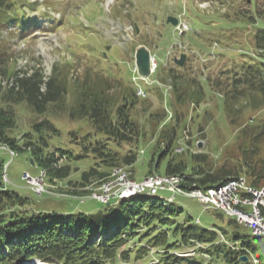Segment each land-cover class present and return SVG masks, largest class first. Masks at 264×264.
Segmentation results:
<instances>
[{
  "label": "rangeland",
  "instance_id": "1",
  "mask_svg": "<svg viewBox=\"0 0 264 264\" xmlns=\"http://www.w3.org/2000/svg\"><path fill=\"white\" fill-rule=\"evenodd\" d=\"M29 1H36L37 5L36 7L27 5L29 8L25 5L28 8V15H40L43 7L47 5H51V8L48 15L41 13L36 22L29 25L31 31L25 36L18 33L21 29L17 27H14L16 31L0 29L2 45L0 46V86L2 89L10 85L15 71L31 72L38 67L46 78L52 66L56 64L60 70L63 68L67 73L68 91L65 102L69 107L77 100L83 80L88 79L86 71H89V77L92 79L95 77L94 72L99 69L98 66L103 64V71L111 72L109 73L110 85L113 86L111 90H116V81H120L121 87L129 89L132 85L135 87L131 73L135 48L145 45L155 54L158 67L149 76V79L154 80L155 83L139 81L145 93L136 96L134 107L130 112L138 131L136 140L131 144L123 143L120 148L122 152L132 149L136 153L137 158L129 167L133 178L140 179L149 172L148 162L152 155L153 162H159L158 167L153 168L158 173L164 172L167 157L159 160L157 154L166 147L167 142L164 136H170L172 130L175 133L173 139L175 148L179 144L184 146L179 151L173 149L172 156L188 160V154L202 152L206 154L209 164L218 167L224 163L232 164L239 158L238 145L240 141L244 142L239 136V131L243 126L253 123L250 126L254 131L258 124H264V99H257L254 103L261 104L252 106L251 104L254 103L249 102L247 97L240 98L235 106L242 105L241 111L235 123H232L225 112L223 92L212 88L207 81L203 80L204 76L214 77L220 66L221 69L229 67L228 61L238 58L239 53L253 55L258 60L264 61V50L258 49L255 37L259 31L260 34L264 32V0ZM59 14L61 18L58 21ZM167 15H175L179 21L188 22L189 30L190 27L192 29L187 31V28V32L177 35L173 32V25L166 22ZM53 20L58 21V25H54L58 26L56 29L49 28ZM134 24L137 26V31L134 30ZM205 35L210 40H221L223 43L228 41L229 46L233 47L225 49L221 58L208 63V69L204 73L198 69V61L193 55L191 60L189 55V62L185 59L182 66L171 61L172 52L173 55L178 56L180 52L187 53L190 47L207 52L209 40L204 38ZM176 43H182L188 49L175 48L173 45L175 50L172 48L171 54L168 55L167 51L172 44ZM234 46L241 50L237 51ZM103 51H105L103 53L105 63L101 58ZM96 58L99 60L98 66L94 62ZM220 76L222 79L225 78V74ZM174 84L178 85L179 89L176 90ZM197 84L203 97L198 103H193L190 98L193 96L192 89ZM181 88V94L185 93L184 101L182 96L177 98ZM256 97L258 98L257 95ZM2 105L7 106L4 103ZM8 106L14 111L16 118V126L11 131V135L17 138L19 143H21L22 134L31 131L32 124L43 118L51 120L59 129V135L49 137L51 144L49 143L48 150H55L53 146L65 150V155L69 159L63 157L59 164H69L71 171L67 178H62L63 181L47 182L49 186L57 190L67 188L72 195L80 194L78 195L80 197L88 195L81 193L85 190H80L81 187L63 184L68 180H78L81 172L93 164L91 155L75 158V155L81 151L80 146L73 142V138L78 140L79 136L93 133L91 123L84 118L72 119L66 111L53 112L52 110L37 114L25 103H11ZM246 142H248L247 139ZM260 142V154L264 155V140ZM199 143H202L201 148H197ZM241 146L245 145L241 144ZM141 149L143 152L140 151ZM67 150H70L71 154ZM8 151H11L10 147L0 145V160L4 166L7 164L9 185L23 194L36 198L38 206L47 210L56 209L64 212L77 206L82 210L102 206L100 202L85 197L79 201L74 197L38 196L32 193L21 178V174L27 170L34 175L38 168H34L27 162V152H18L11 157ZM117 172L120 173L117 174ZM114 173L115 175L111 177L113 179L110 178L112 184L110 191H121L122 183L126 182L123 178L121 179L124 172L120 170ZM98 183V180L91 182L94 188ZM116 184L119 185V189ZM32 187L37 191V184H32ZM43 191H45L44 187ZM158 193L163 196L171 195L166 190H159ZM174 202L176 206L182 208L180 215L182 218L190 215L192 220L199 219L195 227L222 225V230L231 231L232 226L227 223L229 217L221 211L205 208L197 199L182 195H175ZM237 228L244 233H250V229L246 226ZM222 230L219 231L222 232ZM248 240L254 246L253 256L260 255V259H264V239L249 234ZM195 245H191L186 254L198 253L197 248L200 246ZM115 264H128V262ZM145 264H152V262L148 261ZM252 264H258V262L252 259Z\"/></svg>",
  "mask_w": 264,
  "mask_h": 264
},
{
  "label": "trees",
  "instance_id": "2",
  "mask_svg": "<svg viewBox=\"0 0 264 264\" xmlns=\"http://www.w3.org/2000/svg\"><path fill=\"white\" fill-rule=\"evenodd\" d=\"M25 5L36 7L37 2L0 0V29H14L15 26L21 29L22 35L26 34L23 27L31 25L37 18L27 15ZM262 34L259 31L255 37L257 46L264 50ZM94 73L95 77L91 79L86 71L88 79L83 80L77 100L68 107L65 102L67 73L63 68L60 70L53 65L46 78L38 67L31 72L15 71L10 85L5 89L0 86V144L8 145L17 153L27 152L28 162L32 159V165L44 168L50 181L69 175V164H59L62 156L69 159L65 150L55 146V150H48L49 137L60 134L51 120L43 118L34 122L32 130L22 134L21 143L11 135L16 118L8 105L25 103L37 114L66 111L72 119L84 118L91 123L92 134L79 136L78 140L73 138L81 151L75 158L89 155L93 158V164L81 172L78 180H68L75 187L82 188L101 179L113 166L132 165L136 153L132 149L122 152L120 148L123 143L135 142L138 134L130 113L136 94L132 88L121 87L119 83H116V90H111L113 86L107 77ZM174 86L179 89L178 85ZM210 86L223 92L226 115L235 123L242 107L235 106L240 98L247 97L252 103L264 99V61L243 64L224 79L216 78ZM198 87L194 85L190 98L195 102L203 97ZM181 92L182 88L176 97L182 96L184 101L185 93ZM250 125L253 123L239 131L244 142L240 141L239 158L232 164L213 167L202 152L188 154V160L172 156L174 130L170 136H164L166 147L158 152L157 158L167 157L164 173L185 175L186 183L194 182L200 188L239 174H244L250 184L259 187L264 182V155L260 154L259 146L264 140V124H258L254 131ZM67 152L71 154L70 150ZM158 163L153 162L152 155L149 171L157 168ZM2 166L0 160V264H16L31 257L60 264H105L129 259L135 262L150 260L151 251L158 264H252L254 246L248 240L249 234L240 231L233 218L227 222L233 224L231 231L223 230L229 241L225 242L218 238L215 229L195 227L189 215L180 218L182 208L175 203L165 205L157 198L145 195L102 204L88 211L78 207L67 212L47 210L38 206L36 198L8 186L1 177ZM87 192L89 190L81 193ZM195 244L200 245L198 253L183 255ZM242 255H246L247 260L241 259ZM205 256L209 258L205 259ZM257 258L258 264H264L260 255Z\"/></svg>",
  "mask_w": 264,
  "mask_h": 264
},
{
  "label": "built area",
  "instance_id": "3",
  "mask_svg": "<svg viewBox=\"0 0 264 264\" xmlns=\"http://www.w3.org/2000/svg\"><path fill=\"white\" fill-rule=\"evenodd\" d=\"M23 177H27L28 182H30L31 184H37L36 192L39 193L43 191L44 185L40 177L28 178L27 174H25ZM181 180L182 178L179 176H153L148 177L140 183L126 180V182L122 183V190L119 191V193L130 189L144 188H150L152 191H155L156 188L166 185L169 189H173L175 191L197 197L203 203L220 208L230 215H235L239 221L249 226L254 234H259L264 237V186L261 189L257 190L252 187L246 186L242 179H232L230 180L229 186H227L226 188H220V191L216 198H208L207 190L202 191L200 189H191L190 191L185 192L180 187ZM111 185L112 184H107V186L104 187V193L96 195L95 198L103 200L112 195L110 194ZM241 188H243L247 193H250L251 197L240 196L238 192ZM225 192H232V195L235 197V199H244L245 208L234 209L232 207H227L225 202Z\"/></svg>",
  "mask_w": 264,
  "mask_h": 264
},
{
  "label": "bare ground",
  "instance_id": "4",
  "mask_svg": "<svg viewBox=\"0 0 264 264\" xmlns=\"http://www.w3.org/2000/svg\"><path fill=\"white\" fill-rule=\"evenodd\" d=\"M11 152V151H10ZM116 171H120L119 169L117 170V169H115L112 173H111V175L109 176V178L107 179V180H105L102 184H101V186H100V188H101V191L99 192V193H96V192H93L92 193V196L93 197H95L96 195H98V194H101V193H104V187H106L107 186V184H111V180H110V178L113 176V175H115V173L114 172H116ZM114 173V174H113ZM118 173H120V172H117V174ZM125 173V172H124ZM124 173H122V176H121V179L123 178L124 179V181H126V180H128L127 179V175L126 174H124ZM111 179H113V178H111ZM115 179V178H114ZM120 179V180H121ZM122 179V180H123ZM121 180V181H122ZM110 182V183H109ZM114 183V182H113ZM230 185V180L228 181V182H226V183H223V184H219V185H217L216 187H211V188H208L207 189V191H208V198H216L217 197V195H218V193H219V191H220V188H226L227 186H229ZM93 186V185H92ZM116 186L118 187V189L120 188L119 187V185H117L116 184ZM112 188H113V186H112ZM117 189V190H118ZM120 190H122V188L120 189ZM119 191H110V194H116V193H118ZM225 202H226V206L227 207H232V208H234V209H244L245 208V200L244 199H235V197L232 195V192H225Z\"/></svg>",
  "mask_w": 264,
  "mask_h": 264
},
{
  "label": "water",
  "instance_id": "5",
  "mask_svg": "<svg viewBox=\"0 0 264 264\" xmlns=\"http://www.w3.org/2000/svg\"><path fill=\"white\" fill-rule=\"evenodd\" d=\"M167 20L171 21L172 24L176 23L175 17L169 16ZM183 57L184 56L181 55V58L179 60H176V62L181 64ZM135 58H136V65L138 68V73L142 76H147L150 71L149 50L144 45H140L136 47ZM198 147H202V143H199Z\"/></svg>",
  "mask_w": 264,
  "mask_h": 264
}]
</instances>
